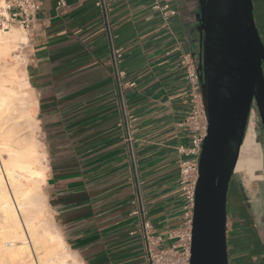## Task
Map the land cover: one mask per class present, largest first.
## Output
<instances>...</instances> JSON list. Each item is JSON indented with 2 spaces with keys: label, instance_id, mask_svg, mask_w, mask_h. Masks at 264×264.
Here are the masks:
<instances>
[{
  "label": "crops",
  "instance_id": "obj_1",
  "mask_svg": "<svg viewBox=\"0 0 264 264\" xmlns=\"http://www.w3.org/2000/svg\"><path fill=\"white\" fill-rule=\"evenodd\" d=\"M38 1L23 48L47 157L41 188L55 225L82 264H148L138 231L142 215L133 214L132 200L160 236V247L176 244L171 233L184 218L176 148L190 142L184 126L190 103L179 55L197 48L195 0H169L178 13L168 23L150 0H108L106 13L97 0H65L64 7ZM252 1L264 44V0ZM115 47L123 50L119 68L134 87L117 84ZM230 206L235 209L234 202ZM231 217L227 213L229 264L232 258L256 264L241 235L229 236ZM237 221L242 231L250 223Z\"/></svg>",
  "mask_w": 264,
  "mask_h": 264
},
{
  "label": "water",
  "instance_id": "obj_2",
  "mask_svg": "<svg viewBox=\"0 0 264 264\" xmlns=\"http://www.w3.org/2000/svg\"><path fill=\"white\" fill-rule=\"evenodd\" d=\"M198 20L206 125L194 190L189 264H229L227 193L252 106L264 137V44L252 0H200Z\"/></svg>",
  "mask_w": 264,
  "mask_h": 264
},
{
  "label": "bare ground",
  "instance_id": "obj_3",
  "mask_svg": "<svg viewBox=\"0 0 264 264\" xmlns=\"http://www.w3.org/2000/svg\"><path fill=\"white\" fill-rule=\"evenodd\" d=\"M26 42L19 26L0 29V264H82L56 227L41 188L47 157L36 138V98L19 52ZM237 167L249 186L258 169L252 119Z\"/></svg>",
  "mask_w": 264,
  "mask_h": 264
},
{
  "label": "built area",
  "instance_id": "obj_4",
  "mask_svg": "<svg viewBox=\"0 0 264 264\" xmlns=\"http://www.w3.org/2000/svg\"><path fill=\"white\" fill-rule=\"evenodd\" d=\"M96 7L106 13L108 0H97ZM58 7L65 6V0H57ZM150 7L160 13L162 20L168 23L169 19L177 15V9L173 8L169 0H150ZM40 8L38 0H0V29L17 24L24 31H28L35 20V15ZM112 63L115 66V78L117 84L122 87H134L135 81L125 80V72L119 68L123 60L121 48L111 49ZM180 63L186 71L189 84L190 109L184 120V126L190 133L188 145H179L176 150L179 154L177 160L178 184L177 192L184 201V218L182 225L171 233L176 244L169 247H160L161 238L155 235L150 222L143 217V209L139 207V201L135 198L132 204L136 206L133 214H141L142 221L138 231L146 243L148 264H189V248L191 240V219L194 204L195 183L198 177V158L201 151L202 139L205 136L206 117L202 103L201 81L198 65L194 61L192 53L188 50H180ZM256 109L250 108L247 126L251 119L255 121ZM132 120V117H130ZM125 121L127 142L132 140L133 128ZM133 156V149L130 147ZM135 173V171L133 172Z\"/></svg>",
  "mask_w": 264,
  "mask_h": 264
},
{
  "label": "rangeland",
  "instance_id": "obj_5",
  "mask_svg": "<svg viewBox=\"0 0 264 264\" xmlns=\"http://www.w3.org/2000/svg\"><path fill=\"white\" fill-rule=\"evenodd\" d=\"M13 25L18 27L17 24H13ZM20 30L25 32L22 28H20ZM23 46L24 44L21 45V47L19 48L21 51L19 49L18 50L20 52V55L22 56L23 66L25 68L27 57ZM254 125L256 130V140L258 143V169L254 172V175L250 180L249 186L245 184L246 182L245 180L248 178L247 175L243 174L240 171V169H238V167L236 168L234 180L238 190L239 204H242V206L246 208L250 216L253 217V220L256 223V225L259 226L258 218L264 211V137L257 114L255 116ZM36 138L41 143V147L44 150V145L41 138L39 127L36 129ZM234 180H232L230 183V189L228 191V204H227V213H232V217L230 218L228 224L230 237L239 236L242 234V229L237 221L240 219L238 215V211L236 209L232 210L233 208H231L230 206L231 202H233L232 198H233ZM240 257L241 256L238 255L236 260L239 259ZM242 258L245 260L244 256ZM229 259L230 256L228 255V263H229ZM234 261L235 260L232 258L231 264H234Z\"/></svg>",
  "mask_w": 264,
  "mask_h": 264
},
{
  "label": "flooded vegetation",
  "instance_id": "obj_6",
  "mask_svg": "<svg viewBox=\"0 0 264 264\" xmlns=\"http://www.w3.org/2000/svg\"><path fill=\"white\" fill-rule=\"evenodd\" d=\"M195 6L192 13V21L193 26L191 27V32L194 34L193 40L194 43L197 42V48L196 49H190L189 51L192 53L194 61L199 65V31H198V14L200 12V0H195ZM200 72V71H199ZM262 129V127H261ZM235 182V181H234ZM233 202L235 203V209L238 211V215L241 219V221L248 224V227L245 226L240 241L243 244V246H247L248 248V256L255 257L257 262L256 264H264V211L258 218L259 226L256 225V223L253 220V217L250 216L249 212H247L246 208L242 206V204H239L238 201V190L236 185L234 184L233 189ZM239 245V244H238Z\"/></svg>",
  "mask_w": 264,
  "mask_h": 264
}]
</instances>
